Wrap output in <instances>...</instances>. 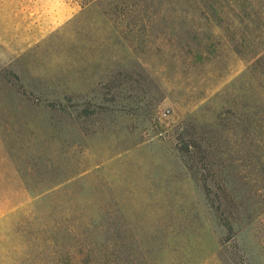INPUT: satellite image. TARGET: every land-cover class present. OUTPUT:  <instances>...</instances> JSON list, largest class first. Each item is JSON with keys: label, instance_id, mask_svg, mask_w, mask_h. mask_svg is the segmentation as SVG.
I'll return each mask as SVG.
<instances>
[{"label": "rangeland", "instance_id": "374dc122", "mask_svg": "<svg viewBox=\"0 0 264 264\" xmlns=\"http://www.w3.org/2000/svg\"><path fill=\"white\" fill-rule=\"evenodd\" d=\"M244 1L0 0V264H264Z\"/></svg>", "mask_w": 264, "mask_h": 264}, {"label": "trees", "instance_id": "16d2710c", "mask_svg": "<svg viewBox=\"0 0 264 264\" xmlns=\"http://www.w3.org/2000/svg\"><path fill=\"white\" fill-rule=\"evenodd\" d=\"M238 11V18L236 23L238 26L244 27V33L250 34L252 36V40H248L247 36H240L236 34H240L236 29L231 31V24L225 25V28L222 30L224 36V42L220 44L221 50H229L230 43H234L236 41L237 44H244L247 47H252L254 45V40H257L256 44L251 48V50H263L264 51V0H253V1H244L240 6H236ZM221 32V30H219ZM235 38V40L231 39L230 34ZM236 34H235V33ZM219 47V46H218ZM192 50H208L206 48L205 41L196 40V42L192 45ZM253 62L256 65V59H260V54L257 53L253 56ZM261 74V73H260ZM264 76V72L262 74Z\"/></svg>", "mask_w": 264, "mask_h": 264}]
</instances>
